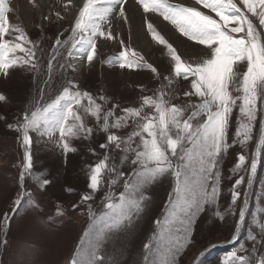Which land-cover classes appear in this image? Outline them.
Returning <instances> with one entry per match:
<instances>
[{
    "label": "snow or ice",
    "instance_id": "6c2138e0",
    "mask_svg": "<svg viewBox=\"0 0 264 264\" xmlns=\"http://www.w3.org/2000/svg\"><path fill=\"white\" fill-rule=\"evenodd\" d=\"M68 3L73 5L69 9L70 27L56 35L47 63V79L32 102L15 115V122L7 124L8 129L18 134L17 143L22 150L18 164L21 190L14 201L13 214H18L25 197L32 203V193L25 189L26 179L35 182L41 190L51 183L43 178V173L33 170V135L54 142L66 157L77 151L72 140H91L94 131H98L106 137L99 143L105 152L88 167V191L80 195L79 203L72 205L73 209L86 205L88 225L70 264H123L124 252L108 253L105 245L116 233L126 231L141 218L150 199L146 189L164 176L171 177V190L161 215L153 221L150 239L143 244L142 261H133V264H178V257L193 242V225L206 207L217 208L214 217L223 222L227 215L236 216L237 201L243 196L231 241L235 243L246 219L250 190L264 149V0H191L190 3L185 0H68ZM11 11L8 0H0V73L7 77L9 69L18 66L39 74L38 45L28 39L23 28L10 25ZM136 12H141L142 24L146 25L151 40L162 45L169 57L168 74L163 75L140 51L119 40L121 49L108 58L109 63L122 70H150L153 79L159 82L148 89L150 95L141 89L138 106L121 107L119 101H112L106 95L94 97L81 91L71 79L62 77L61 83H54L53 61L60 69L72 70L80 61L91 64L106 42L118 38L116 22L127 25ZM55 16L59 21L65 19L60 12ZM162 23L194 45L203 46L199 49L203 55L195 60L182 58L162 35ZM65 32L68 35L61 39ZM6 36L11 39H5ZM62 49L66 50L63 62L57 59L63 55ZM18 52L23 55H16ZM241 63L246 64L243 73L236 68ZM176 81L187 82L182 91L185 99L180 103L172 102L180 96L173 87ZM45 88L49 99L45 98ZM7 101L8 97L0 94V102ZM237 110V126L229 143V128ZM88 117L94 119V125ZM258 118L259 140L250 164L246 166L245 154L238 155L231 175L226 177L238 175V178L231 185L230 203L221 212L218 201L224 178L222 161L229 148L236 144L246 148L253 140ZM0 119L7 117L0 116ZM122 129L131 131L121 134ZM90 150L96 154L94 149ZM113 151L119 155L118 160L110 155ZM242 170L244 174H240ZM118 187L122 190L117 191ZM65 191L75 190L68 187ZM99 192H103V197L98 208H94L89 202ZM261 212L264 208L257 209L256 227L260 244L264 245ZM4 215L7 228L10 214ZM249 239L255 245L256 235L250 232ZM2 246L0 243V251ZM254 251L255 246L250 251L240 245L227 254L224 264H264V254L256 256L252 254ZM239 252L249 254L239 255Z\"/></svg>",
    "mask_w": 264,
    "mask_h": 264
},
{
    "label": "rangeland",
    "instance_id": "374dc122",
    "mask_svg": "<svg viewBox=\"0 0 264 264\" xmlns=\"http://www.w3.org/2000/svg\"><path fill=\"white\" fill-rule=\"evenodd\" d=\"M13 1L8 0L10 6ZM185 2L190 3L191 0H185ZM42 3L45 15L32 9L29 17L25 19L26 22H23L18 13L12 11L9 13L10 25H18L23 28L28 39L38 45L39 74L26 72L18 66L9 69L7 77L0 73V94L8 97L7 102H0V116L7 117L6 120L0 119V243L3 245L2 251H0V260L3 261V264H70L75 247L88 225L86 205L80 204L75 209L72 208V205L79 203L80 195L88 191V167L102 158L105 152L104 149L99 148V143L103 142L106 137L98 131H94L91 140H72L71 144L77 148V151L69 153L66 157L54 142H48L45 138L38 139L33 135L35 141L33 170L43 173V178L49 179L51 183L46 189L41 190L35 182L26 179L25 189L32 193V203L30 204L29 198L25 197L18 209V214H13L12 210L16 207L14 201L21 190L18 180V164L22 158V150L17 143L18 134L14 130L8 129L7 124L15 122V115L22 113L25 107L32 102L33 96L39 92L43 81L47 79V63L52 45L56 35L64 28L70 27V17L72 16L69 9H72L73 5L69 4L68 0H42ZM31 7L34 8L33 5ZM56 12H60L65 19L59 21L55 16ZM141 12H137L139 15L137 25L133 23L135 16L130 17V23L127 25L123 21L116 22L119 30L118 38L106 42L100 49L98 57L91 64L80 61L83 63L81 70L78 71L76 68L75 70L60 69L56 61H53L54 83H61L62 77L64 80L71 79L81 91H87L94 97L106 95L112 101H119L121 107L138 106L137 101L142 94L141 89H145L144 94L150 95L151 92L148 89L156 87L159 82L153 79L150 70H122L118 65L109 63L108 58L118 54L121 49L119 40H123L126 45L131 44L133 48L140 51L145 60L163 75L168 74L166 69L169 66V57L166 50L162 45L153 42L150 35L147 34L146 25H143L141 21ZM160 29L162 35L177 49L182 58L195 60L203 55L199 51L203 46L187 41L170 26L164 27L162 23ZM139 31L141 32L139 37L143 36L144 41H147L146 43L151 49L147 54L142 52L138 46ZM67 35L68 33L65 32L61 39L66 38ZM5 39H11V36H6ZM61 51L63 55L57 59L63 62L66 50L62 49ZM16 55L22 56L23 53L18 52ZM236 68L240 73H243L246 71V64L241 63ZM186 83L176 81L173 85L180 92L179 98L173 100V103H180L185 99L182 96V91L185 90ZM44 91L45 98H51L48 95V89L45 88ZM54 95L55 91L52 92V96ZM83 103L86 104L87 101L85 100ZM107 106L110 107L111 104ZM119 113L120 109L118 108L117 114ZM237 114L238 110L234 111L229 128V143L234 137ZM87 119L90 124H95L93 118L88 117ZM129 131L131 129L120 130L121 134ZM258 140L259 118L254 128L253 140L247 147L241 148L239 144L234 145L229 148L222 161L221 172L224 178L218 201L219 211L223 212L230 203L231 185L234 184L238 175L232 176L231 179L226 177L231 175L230 170L237 162L238 155L245 154L248 157L246 166L250 164L251 155L255 151ZM90 149H94L96 154L94 155ZM110 155L119 159V155L114 151ZM261 155L262 163L258 166L255 182L250 190L249 208L239 233V239L235 243L231 242L243 196L241 200L237 201L236 216L227 215L223 222L214 217L217 208L206 207V210L197 217L193 225L191 238L193 242L178 257V264H224L227 254L233 249H238L240 245H244L250 251L255 246L253 255L264 254V245L260 244L261 237L256 227L257 209L264 208V149H262ZM240 174H244L243 170ZM246 179L247 176H245V181ZM171 184V177L164 176L148 186L146 195L150 199L147 201L141 218L126 231L116 233L114 239L105 245L106 252L122 250L124 252L123 264L142 261L143 244L150 239L154 231L153 221L162 213L164 203L171 190ZM68 187L75 191L66 192L65 189ZM120 190L122 188L118 187L117 191ZM243 190L242 188L241 191L243 192ZM102 197L103 192H99L89 203H92L94 208H98ZM58 212L63 214L58 215ZM5 213L10 214V223L7 228L4 225ZM260 216L264 217V212H261ZM250 232L257 237L255 245L249 239ZM238 254L248 255L249 253L239 252Z\"/></svg>",
    "mask_w": 264,
    "mask_h": 264
},
{
    "label": "bare ground",
    "instance_id": "6f19581e",
    "mask_svg": "<svg viewBox=\"0 0 264 264\" xmlns=\"http://www.w3.org/2000/svg\"><path fill=\"white\" fill-rule=\"evenodd\" d=\"M45 1V0H44ZM50 1V0H49ZM59 1V0H58ZM66 1V0H65ZM44 3V2H43ZM42 3V0H35V4L33 3V0H14L13 3L11 4V8H12V12L14 13H18V15L21 17V19L23 20V22H26L25 19H27L29 17L30 14V10L32 11H38V12H42V14H44V4ZM64 4V3H63ZM34 6V8H32L31 6ZM38 5V6H37ZM69 6V5H68ZM37 7V8H35ZM12 14V13H11ZM36 14V13H34ZM38 15V14H36ZM45 15V14H44ZM135 19L133 20L134 25L137 23H139V15H137V12L135 13V15L131 16L134 17ZM141 16V15H140ZM133 23H132V27H133ZM137 25V24H136ZM141 25V24H140ZM162 27V26H161ZM135 28V27H134ZM138 28V27H137ZM131 31V30H130ZM137 31V30H136ZM164 31V30H163ZM139 35H141V32H138V46L139 48L142 50V52H144L145 54H147L148 50L150 49L149 45H147V41H144L143 36L142 39L141 37H139ZM137 43V42H136ZM152 48V47H151ZM151 51V49H150ZM78 65V66H77ZM83 66V63L79 62L76 63V70H81Z\"/></svg>",
    "mask_w": 264,
    "mask_h": 264
}]
</instances>
